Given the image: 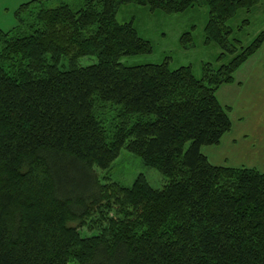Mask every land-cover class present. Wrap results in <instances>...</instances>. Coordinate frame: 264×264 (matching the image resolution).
<instances>
[{"label":"trees","instance_id":"1","mask_svg":"<svg viewBox=\"0 0 264 264\" xmlns=\"http://www.w3.org/2000/svg\"><path fill=\"white\" fill-rule=\"evenodd\" d=\"M125 2L165 13L207 6L205 37L221 47L217 66L205 64L199 78L168 58L123 62L153 51L134 21L117 20ZM260 2L41 3L0 30V264H69L73 253L81 264H264V172L214 164L202 150L232 127L218 89L264 42L262 29L245 45L228 21ZM87 55L97 61L80 65ZM100 103L120 109L112 133ZM123 148L158 168L164 186L141 176L131 187L103 182L96 168L108 169ZM97 209L100 232L81 236Z\"/></svg>","mask_w":264,"mask_h":264},{"label":"rangeland","instance_id":"2","mask_svg":"<svg viewBox=\"0 0 264 264\" xmlns=\"http://www.w3.org/2000/svg\"><path fill=\"white\" fill-rule=\"evenodd\" d=\"M31 0H0V30L8 31L20 24V18L29 19L31 11L38 9L43 3L46 7H55L62 3L69 4L74 9H79L85 0H34L32 4L21 8V5ZM264 0L255 6L250 12L240 9L228 23L233 27V36L243 40L245 45L261 31L264 26ZM208 7L205 5L190 8L180 13H165L151 11L148 6L134 2L122 3L117 12L119 22L134 21L137 32L150 40L153 51L138 55H128L122 61L128 65L143 63H159L166 58L170 60V66L177 68L182 65H190L197 77H202L205 64L212 63L217 66L218 55L221 47L216 43L206 42L205 25L208 20ZM248 19L247 23L244 20ZM190 32L191 39L185 43L183 35ZM97 61V57L87 55L80 57V65H89ZM69 60L63 57L59 62L61 68L67 67ZM13 73L16 66L10 62L3 64ZM250 65H242L235 73L236 81L232 84H224L217 91V97L226 108L232 120V128L227 131L220 142L215 145H205L202 150L207 153L211 162L220 165L255 167L264 169L262 154L258 138H255L254 130L264 120H253L254 108L243 111L239 102L245 94L242 85H245V70ZM241 85V86H240ZM247 99H251L249 94ZM251 101V100H250ZM238 106V107H237ZM99 117L105 121L107 128L113 132L120 124L122 115L118 106L110 103H100L97 106ZM246 131V132H245ZM249 135H245L248 133ZM102 181L114 180L126 187L133 186L138 177H143L156 188H161L166 182V177L156 167L147 164L143 158L127 148H123L119 156L108 169L96 168ZM100 209L95 210L88 217L87 223L79 234L83 237L93 236L100 232ZM69 264H81L74 253Z\"/></svg>","mask_w":264,"mask_h":264},{"label":"crops","instance_id":"3","mask_svg":"<svg viewBox=\"0 0 264 264\" xmlns=\"http://www.w3.org/2000/svg\"><path fill=\"white\" fill-rule=\"evenodd\" d=\"M263 11H264V7H263ZM262 29H264V26ZM244 64L245 65L249 64L250 69L245 70V76H246L245 85L242 86L240 85L241 87L244 88L245 94L242 100L239 102L238 106L241 107L243 111L247 110L248 108L250 109L254 108L255 117L253 120H258V121L264 120V42L261 45V47L253 55H251L242 65ZM238 69L236 71H238ZM246 94H249L251 96L250 99L251 101L247 99ZM247 132L248 133H246L245 135H249L250 132L249 131ZM254 134H255V138H258L259 140L258 142L260 145L259 146L260 153L263 156L262 158L263 162H261V164L264 167V123L263 122L259 123L258 127L256 126L254 130ZM261 171L264 172V169H262Z\"/></svg>","mask_w":264,"mask_h":264}]
</instances>
